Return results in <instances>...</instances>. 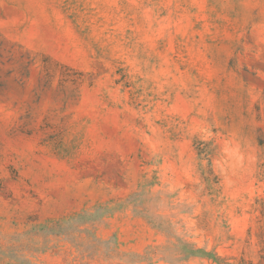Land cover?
<instances>
[{"label":"rangeland","instance_id":"obj_1","mask_svg":"<svg viewBox=\"0 0 264 264\" xmlns=\"http://www.w3.org/2000/svg\"><path fill=\"white\" fill-rule=\"evenodd\" d=\"M0 264H264V0H0Z\"/></svg>","mask_w":264,"mask_h":264}]
</instances>
